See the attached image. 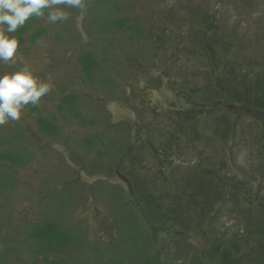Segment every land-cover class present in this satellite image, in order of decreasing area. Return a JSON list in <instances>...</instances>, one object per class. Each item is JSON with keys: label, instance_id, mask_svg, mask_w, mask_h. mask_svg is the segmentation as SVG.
<instances>
[{"label": "trees", "instance_id": "obj_1", "mask_svg": "<svg viewBox=\"0 0 264 264\" xmlns=\"http://www.w3.org/2000/svg\"><path fill=\"white\" fill-rule=\"evenodd\" d=\"M96 2L89 4L97 10L89 34L96 47L79 54V80L101 89L104 100L95 102L102 108L100 102L117 101V86L127 82L120 101L132 119L105 113L104 128L80 138L48 108L33 107L35 129L24 125L1 140L0 161L24 171L32 162L30 143L40 152L48 144L68 149L74 179L64 182L69 198L59 206L74 209L81 201L85 215L100 202L98 188L106 191L105 219L100 209L93 215L95 235L109 239L96 254L108 264H264V0L159 1L135 17L139 0ZM39 18L7 34L19 42L14 55L25 51ZM11 63L0 61L2 75L16 71ZM162 90L173 96L164 108L150 99ZM79 100L71 92L58 107L68 126L88 124L77 115ZM76 145L82 161L72 159ZM81 174L96 180L82 181ZM37 202L39 219L29 216L33 227L24 230L29 260L69 264L70 250L80 249L67 217L54 218L45 197ZM68 227L75 235L76 226Z\"/></svg>", "mask_w": 264, "mask_h": 264}, {"label": "rangeland", "instance_id": "obj_2", "mask_svg": "<svg viewBox=\"0 0 264 264\" xmlns=\"http://www.w3.org/2000/svg\"><path fill=\"white\" fill-rule=\"evenodd\" d=\"M159 1L170 2V0H139L137 6L131 9V17L137 15L145 16L151 8L157 7V2ZM90 3H92V0H81L80 7H68L62 4L54 5L49 11H63L67 14L66 19H60L55 22L49 21L46 8L43 10L44 15L31 26L24 45L25 51L20 53V55H14L11 65L16 67V71L27 67L38 82L49 85V91L40 98L36 105L31 103L24 105L21 109L19 120L9 119L3 124L4 132L0 136V141L11 137L16 132V129L20 133L24 125L35 129L37 115L32 113L31 108L33 107L38 109V113L48 108L51 112H54L53 114L56 117H59L58 125H63V130L66 133L71 134L76 131L73 136L76 137L78 135L80 138L94 131L102 130L105 123V113L107 116H112L114 121L132 119L131 112L124 108L120 101V99L125 97L121 94L127 82H124L125 86H117V95L115 96L117 101L100 102L105 107L102 108L95 102L96 99L104 100V95L97 92V90L100 91L101 89L84 86L82 81L79 80L82 77L77 62L79 54L82 51L90 52L96 47L95 42L90 40L89 34L91 35L95 32V26L90 18L95 16V13L97 14V10L96 6L93 8L92 6L89 7ZM93 3L97 5L96 0H93ZM89 8L91 14L89 13ZM34 35L39 36V40L35 44L31 42V37ZM117 44L119 43L116 42L115 45ZM6 70V74L16 72H9L11 69L9 71L8 69ZM0 75H2L1 70ZM130 83H132L131 86L134 89L132 94H136L138 88L135 82ZM62 90L65 92H62ZM71 92H78L79 94L80 100L76 104V112L81 118L87 120L88 124L86 126L77 125L76 123L68 126L62 119L61 114H59L58 107L61 105L62 98ZM150 99L162 108L168 107L169 103L173 102V96L166 90L150 94ZM67 110L68 106L65 108V111ZM67 116L70 117L68 113ZM92 125L94 126L91 127ZM29 146L26 157H31L32 162L24 171L16 169L11 163L0 161V258H4L7 264H26L30 259V246L25 241L24 230L33 227L32 219H39L40 207L37 201L38 198L41 197L42 199L45 197L48 203H52L54 218H59L62 215L64 220L65 217L68 219L66 225L72 228L76 226L73 231L75 235H73L70 232V228L65 225L67 232L74 238L77 237L74 241H79V244H77L80 249V251L77 249L70 250L73 258L69 264H108L103 257L100 258L96 254L97 249H103L108 245L109 239L108 237L100 239L99 236L95 235L94 223H97V221L93 215L95 209H100L105 219L107 209L102 205V202L106 191L102 187L98 188L101 195L99 198L100 202L98 206L92 205L91 212L85 215H82V212L78 209L81 201L76 202L77 206L74 209H66L65 206L60 207V201L69 198V188L65 187L64 182L74 179L68 149H65L60 144H48L47 148L40 152L36 143L32 142ZM4 152H6V147L0 146V153L4 154ZM72 153L74 161H82L84 155L81 152V148L77 147V145L74 146ZM91 158L94 157L92 156ZM6 164H9L15 170L11 171ZM79 176L82 181L89 183L96 180V178H84L82 174ZM11 183H13V186ZM80 195L79 190L73 192V196L77 200L80 199ZM59 207L62 210L56 212ZM29 216L32 219H29ZM69 219L73 220L72 222L74 223H71ZM6 250L10 251L9 255H7ZM100 259L101 262L98 263ZM29 264H32V260H29Z\"/></svg>", "mask_w": 264, "mask_h": 264}, {"label": "clouds", "instance_id": "obj_3", "mask_svg": "<svg viewBox=\"0 0 264 264\" xmlns=\"http://www.w3.org/2000/svg\"><path fill=\"white\" fill-rule=\"evenodd\" d=\"M58 4L80 7L81 0H0V61L12 60L18 48V40L7 34L16 32L31 17H41L44 9ZM66 18L63 11L48 12L49 21ZM48 91L49 85L38 82L27 67L0 75V124L9 119L19 120L22 107L29 103L36 105Z\"/></svg>", "mask_w": 264, "mask_h": 264}]
</instances>
